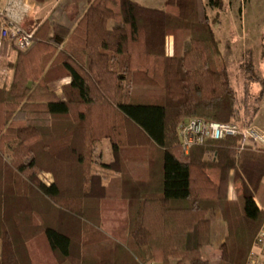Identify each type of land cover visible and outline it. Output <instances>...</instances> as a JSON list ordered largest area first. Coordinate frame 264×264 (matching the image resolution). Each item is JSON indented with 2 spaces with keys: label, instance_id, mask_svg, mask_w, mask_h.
<instances>
[{
  "label": "trees",
  "instance_id": "1",
  "mask_svg": "<svg viewBox=\"0 0 264 264\" xmlns=\"http://www.w3.org/2000/svg\"><path fill=\"white\" fill-rule=\"evenodd\" d=\"M216 18L203 0H164L162 8L84 0L58 3L25 27L35 28L33 42L15 51L0 86V264H209L202 250L212 210L224 223L215 264H246L264 222L255 201L264 149L226 136L185 154L177 140L185 118L238 119ZM63 78L59 94L53 84ZM120 124L134 129L136 145L160 151L143 178L117 168ZM103 138L116 158L106 167L121 173V195L110 204L91 171ZM115 203L126 213L108 235L105 212Z\"/></svg>",
  "mask_w": 264,
  "mask_h": 264
},
{
  "label": "rangeland",
  "instance_id": "2",
  "mask_svg": "<svg viewBox=\"0 0 264 264\" xmlns=\"http://www.w3.org/2000/svg\"><path fill=\"white\" fill-rule=\"evenodd\" d=\"M138 1H142V4L150 3L153 7L162 8L164 0ZM203 1L209 19L212 20L217 16L215 23L212 24V28L215 37L218 39L219 49L226 63L230 85L235 92L238 119L232 118L228 122H246L264 132V0H221L222 6L220 8H211L208 6L207 0ZM37 2L41 3L42 0H37ZM53 3V0H47V2L40 5L41 11L47 10ZM38 20H41L40 16L34 15V17L29 18L28 21L25 19L21 25L22 27L28 28L29 21L34 24ZM172 51L173 40L171 41V38L168 37L166 40V52L167 54H172ZM14 56L15 51L11 50H8L6 54L3 55L0 86L8 84L10 81L12 67L9 66V63L14 61ZM249 66L251 67V71L248 69ZM65 80L66 79L63 78L55 81L53 84V88L57 90L59 94L61 93L60 86L65 83L63 82ZM261 90L263 93L258 100ZM181 122H179L178 125ZM118 132L121 136L119 135L118 140L120 148L117 157V160H119L117 168H119V170L123 169V171L125 169L127 172L130 171L135 177L143 178L148 170L149 160L156 159L160 151L143 140H141L142 145H136L138 144V139L136 135H133L135 131L132 128L127 130L126 127L120 124V130H118ZM255 147H262L264 149V144H257ZM91 157V171L102 179L101 182L107 189L105 198L110 200V202L106 204H110L112 200H115L121 195L119 192L121 187V173L105 165L116 159L113 157L109 138H103L95 144ZM203 158L210 160L214 158V155L207 153ZM208 171L213 178H216L217 174L215 170L209 169ZM40 176L45 183H49L52 180V175L49 172H44ZM236 184L237 182L233 180L229 182L228 198L231 200L236 196L234 188ZM259 192L257 194V200L261 206H264V192ZM260 196L263 202H261ZM114 205L117 207L108 206L109 212H105L106 214L108 213L106 215L108 221H105L103 230L108 235L111 234L110 231L114 228H119L118 222L126 213V209L122 207L123 205H119L118 203ZM208 217L210 220L215 221V223L217 218H221L215 210L208 212ZM114 218L118 219L115 220ZM108 244H110V242H105L104 246ZM258 252H264V242L261 243ZM206 258L209 261L211 260L209 264H215L217 256L213 255L212 258V256L209 255L206 256ZM148 263H150V261H148Z\"/></svg>",
  "mask_w": 264,
  "mask_h": 264
},
{
  "label": "built area",
  "instance_id": "3",
  "mask_svg": "<svg viewBox=\"0 0 264 264\" xmlns=\"http://www.w3.org/2000/svg\"><path fill=\"white\" fill-rule=\"evenodd\" d=\"M31 10L28 0H0V75L3 50H25L33 42L35 28L26 29L21 25ZM226 136L240 137L241 147L246 144H264V132L246 122H217L191 117L183 120L177 127L178 144L185 154L192 146ZM263 242L264 222L255 236L246 264H264V252H258Z\"/></svg>",
  "mask_w": 264,
  "mask_h": 264
},
{
  "label": "crops",
  "instance_id": "4",
  "mask_svg": "<svg viewBox=\"0 0 264 264\" xmlns=\"http://www.w3.org/2000/svg\"><path fill=\"white\" fill-rule=\"evenodd\" d=\"M28 1L30 2L31 6H32V10L30 11V13L27 16L26 20L28 21L29 18H33L34 15H38L41 18V20H38L39 23H40L44 18H46L49 15V13L52 10V8H54L58 3H62V2H77V1L82 2L84 0H53L54 1L53 5H51L50 8L48 7L47 10H45V11H41L40 5H42L45 2H47V0H42L41 3L37 2V0H28ZM136 1H138V0H136ZM138 2L139 3L141 2V4H142V1H138ZM142 5H145V6H148V7H153V5L150 4V3H143ZM31 21L28 22L29 25L32 24ZM168 37H170L171 41H172V37L171 36H168ZM167 38H166V40H167ZM65 79L66 80L63 81V82H67L69 80L68 78H65ZM260 191L264 192V180L262 181ZM259 194H260V192H259ZM260 200H261V202H263L262 197H261ZM255 201H256L258 207L264 209V206L263 205L261 206V204L258 202L257 195L255 196ZM223 235H224V223H223L222 219L221 218L220 219L217 218L216 223H215V221L211 220L210 245H208L204 250H202V253L205 256V258H206V256H209V255L212 256V258H213V255L215 256V255L218 254V247H219V244L221 243V241L223 239ZM0 252H1V240H0ZM208 262H211V260L210 261L208 260ZM147 264H155V263L150 261V263H147Z\"/></svg>",
  "mask_w": 264,
  "mask_h": 264
}]
</instances>
